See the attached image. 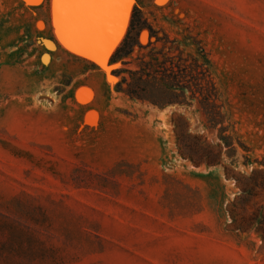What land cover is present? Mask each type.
<instances>
[{"label":"rangeland","instance_id":"374dc122","mask_svg":"<svg viewBox=\"0 0 264 264\" xmlns=\"http://www.w3.org/2000/svg\"><path fill=\"white\" fill-rule=\"evenodd\" d=\"M135 1L202 41L224 123L117 92L118 20L78 57L53 0H0V264H264V0Z\"/></svg>","mask_w":264,"mask_h":264},{"label":"trees","instance_id":"16d2710c","mask_svg":"<svg viewBox=\"0 0 264 264\" xmlns=\"http://www.w3.org/2000/svg\"><path fill=\"white\" fill-rule=\"evenodd\" d=\"M132 12L125 37L110 58L112 65H119L112 72L118 79L117 92L161 109L197 103L213 127L223 124L226 116L213 76L215 63L202 41L156 30L139 8Z\"/></svg>","mask_w":264,"mask_h":264},{"label":"snow or ice","instance_id":"6c2138e0","mask_svg":"<svg viewBox=\"0 0 264 264\" xmlns=\"http://www.w3.org/2000/svg\"><path fill=\"white\" fill-rule=\"evenodd\" d=\"M66 11L69 32L81 42L88 43L104 34L109 25L121 23L130 0H56Z\"/></svg>","mask_w":264,"mask_h":264},{"label":"bare ground","instance_id":"6f19581e","mask_svg":"<svg viewBox=\"0 0 264 264\" xmlns=\"http://www.w3.org/2000/svg\"><path fill=\"white\" fill-rule=\"evenodd\" d=\"M134 2H136V1L135 0H130V3H129L128 8H127V12H126V14H125V16L123 18V22L121 23L118 20V22L116 23L115 29L112 32H110L111 34H109V35L106 34L107 36L105 38L99 37V40L96 39V40H98V41L101 42V44H100V51H99L98 56H97L98 57V60L100 58H103L106 61V59L110 55V53L113 52V51H115V50H113L115 48V46L116 45H120L122 43V42L120 43L119 41L125 37L124 35L126 33L127 27L129 26L128 25L129 24V18H130V15H131V11L133 10L132 7H133ZM27 3H29V2H27ZM52 3H53L54 26H55L54 29L56 30V32L58 34L57 35L58 38H60V41H59L60 42V47L63 50H65L66 52H68L69 54H73L74 56L77 55L78 57L79 56L80 57H91L92 52L90 50H88L84 46L86 43L80 42L79 39L75 38L73 35L70 34L69 28H68V25H67L66 19H65V15H66V11L67 10H65L63 8H59L57 6L56 0H53ZM55 30H54V32H55ZM107 30H109V29H107ZM101 36H103V35L101 34ZM45 45H46L47 49H49L51 51L58 50V47L52 41L45 40ZM90 46H92V45H90ZM90 46L88 48H90ZM91 49H93V48L91 47ZM49 58H50V56L48 54H45L44 57H43V60L45 62H48L49 61ZM92 62H94V61H92ZM94 63L98 64L97 62H94ZM99 64H98V66H102V65H99ZM105 65L106 64H103V66H102L103 69L105 68L104 67ZM105 69H108V66ZM163 111H166V109L163 110Z\"/></svg>","mask_w":264,"mask_h":264}]
</instances>
